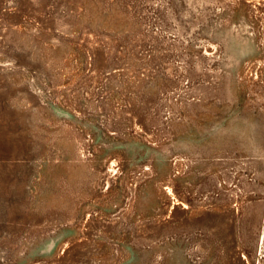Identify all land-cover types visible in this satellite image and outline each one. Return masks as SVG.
I'll return each mask as SVG.
<instances>
[{
    "label": "rangeland",
    "instance_id": "rangeland-1",
    "mask_svg": "<svg viewBox=\"0 0 264 264\" xmlns=\"http://www.w3.org/2000/svg\"><path fill=\"white\" fill-rule=\"evenodd\" d=\"M0 264H264V0H0Z\"/></svg>",
    "mask_w": 264,
    "mask_h": 264
}]
</instances>
